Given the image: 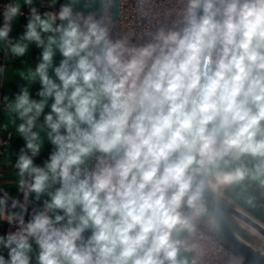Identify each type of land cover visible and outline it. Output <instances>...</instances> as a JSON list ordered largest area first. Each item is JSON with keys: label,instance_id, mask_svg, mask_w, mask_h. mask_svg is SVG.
Wrapping results in <instances>:
<instances>
[{"label": "clouds", "instance_id": "1", "mask_svg": "<svg viewBox=\"0 0 264 264\" xmlns=\"http://www.w3.org/2000/svg\"><path fill=\"white\" fill-rule=\"evenodd\" d=\"M95 3L3 6L7 58L40 50L3 104L24 141L17 190L42 207L26 222L27 203L10 212L0 197V221L16 229L0 235V264H203L202 227H219L224 201L264 200V0H177L142 44L113 37Z\"/></svg>", "mask_w": 264, "mask_h": 264}, {"label": "built area", "instance_id": "2", "mask_svg": "<svg viewBox=\"0 0 264 264\" xmlns=\"http://www.w3.org/2000/svg\"><path fill=\"white\" fill-rule=\"evenodd\" d=\"M8 3H14V0L0 2L1 15L3 12V6ZM59 4L61 3L57 4L56 9H51L47 6V1L41 0L35 4V6L37 7L38 12L43 13L45 11L58 10ZM177 7V0H145L142 7L139 0H119V7L113 8L108 13H105L103 10L89 11L109 17L106 19V23L110 26L115 22L113 37L127 35L134 43L142 44L150 39V36H148L147 33L154 31L155 28L161 24L170 23V18L175 17ZM21 11L23 13L21 16L27 18L29 14L28 6L22 7ZM10 143L11 134L6 133L3 130L0 114V157L3 148ZM1 184L2 180L0 177V189ZM261 208L264 214V202L261 203ZM9 211L11 212L10 209ZM237 220L238 219H236V221ZM259 223L264 227L263 223ZM240 226L244 228L242 225ZM15 230V226H10L6 222H3L2 227L0 228V232L3 233ZM202 231L204 233V238L201 240V243L205 246L207 252V255L203 259V264H246L244 259L226 242L217 230L209 231L207 228L202 227ZM257 235L264 241V237L261 234ZM257 249H262L264 251V243H262Z\"/></svg>", "mask_w": 264, "mask_h": 264}, {"label": "crops", "instance_id": "3", "mask_svg": "<svg viewBox=\"0 0 264 264\" xmlns=\"http://www.w3.org/2000/svg\"><path fill=\"white\" fill-rule=\"evenodd\" d=\"M8 0H0V2H5ZM41 0H35V4H37ZM47 1V0H45ZM22 4L23 0H19ZM67 0H59L58 3H65ZM24 7V6H22ZM89 10L102 11V7L100 4V0H96V3ZM27 23V18L24 16H20L13 22V30L10 33V39L15 42L16 39L24 32V26ZM3 24V18L0 13V26ZM0 65L6 66L5 78L0 84V114H1V124L2 128L6 133L11 134V143L3 148L2 155L0 157V177L2 180L1 189L4 192H7V195L13 199L20 200L22 203L28 204V211L31 213L33 208H41L42 202H36L31 198L28 201L23 200V195L17 190L18 187V176L16 175L17 170L13 167L17 156L20 152V149L24 146V141L19 137V135L15 131V127L10 122L9 114L5 111L3 98L8 97L9 101L14 100L15 95L19 92L20 87L26 84V81L22 80L17 73L20 70H27L28 67L35 68L38 63V55L39 49H36L34 45L29 46V52L22 58H12L9 59L7 48L3 45V42H0ZM60 57L57 56L56 64H59ZM40 85L38 83L34 84L31 89V96L33 99H38L36 92L39 89ZM47 111V109H46ZM17 123L20 121L17 120ZM42 122V118H41ZM52 150V146L50 144L45 145V148L42 150L40 156L35 158V163L39 166H43L44 161L48 159V154ZM258 197L257 206L255 208H250L244 205L243 198L233 197L231 199L225 200L227 203L231 204L233 207L238 209L239 211L247 214L253 219L264 224V214L261 208V203L264 200L259 199V192L255 193ZM3 222L0 221V228L2 227ZM6 233L0 232V235Z\"/></svg>", "mask_w": 264, "mask_h": 264}, {"label": "water", "instance_id": "4", "mask_svg": "<svg viewBox=\"0 0 264 264\" xmlns=\"http://www.w3.org/2000/svg\"><path fill=\"white\" fill-rule=\"evenodd\" d=\"M3 195L4 191H0V197ZM13 200V198L8 196V208L11 211L20 213V207H11ZM30 214L31 213L29 211L25 214L26 222L31 218ZM236 219L247 223L264 237V227L258 221L239 211L226 201H224V209L220 213L219 227L216 229L217 232L236 252H238L246 264H264V251L262 249L255 248L245 240L247 232L237 223Z\"/></svg>", "mask_w": 264, "mask_h": 264}, {"label": "rangeland", "instance_id": "5", "mask_svg": "<svg viewBox=\"0 0 264 264\" xmlns=\"http://www.w3.org/2000/svg\"><path fill=\"white\" fill-rule=\"evenodd\" d=\"M237 221H238V223L240 225H242L244 227L243 229H245V231L247 232V235L245 237V240L248 243L252 244L253 246H255L257 248L259 246H261L262 243H264V241L260 238V236L257 235V234H260V233L256 232L255 230H252L250 227H247V226L243 225L242 224V220H239L238 219Z\"/></svg>", "mask_w": 264, "mask_h": 264}, {"label": "bare ground", "instance_id": "6", "mask_svg": "<svg viewBox=\"0 0 264 264\" xmlns=\"http://www.w3.org/2000/svg\"><path fill=\"white\" fill-rule=\"evenodd\" d=\"M242 224L245 225V226H247V227H250L252 230H255L256 232H258L256 229H254L253 227H251L250 225H248L247 223H245V222H243V221H242ZM258 233H259V232H258Z\"/></svg>", "mask_w": 264, "mask_h": 264}]
</instances>
